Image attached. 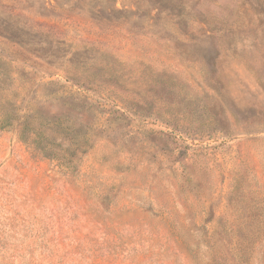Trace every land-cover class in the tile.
Segmentation results:
<instances>
[{"label":"rangeland","instance_id":"rangeland-1","mask_svg":"<svg viewBox=\"0 0 264 264\" xmlns=\"http://www.w3.org/2000/svg\"><path fill=\"white\" fill-rule=\"evenodd\" d=\"M23 116L0 264H264V0H0Z\"/></svg>","mask_w":264,"mask_h":264},{"label":"trees","instance_id":"trees-1","mask_svg":"<svg viewBox=\"0 0 264 264\" xmlns=\"http://www.w3.org/2000/svg\"><path fill=\"white\" fill-rule=\"evenodd\" d=\"M17 122H19V127L21 128L19 130L20 132V138L24 141V142H28L31 141V143L33 144H37V147L40 149L41 152H44V150H46V147L44 148L43 146V133L42 132H38L36 129L33 128L32 125V120L29 116H23L20 118H15L12 119L10 117L8 118H3L0 120V129H17L18 128V124ZM51 124L47 123V128L50 129ZM54 158H57V156L55 155Z\"/></svg>","mask_w":264,"mask_h":264}]
</instances>
